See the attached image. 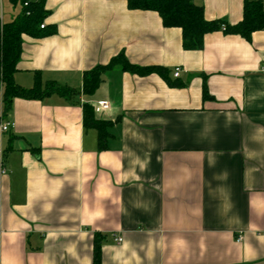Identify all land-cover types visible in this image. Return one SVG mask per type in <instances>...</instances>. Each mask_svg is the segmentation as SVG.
<instances>
[{
  "label": "crops",
  "instance_id": "obj_1",
  "mask_svg": "<svg viewBox=\"0 0 264 264\" xmlns=\"http://www.w3.org/2000/svg\"><path fill=\"white\" fill-rule=\"evenodd\" d=\"M192 1L206 20L242 18L243 0ZM44 7L54 32L22 35L14 80L75 93L4 113L0 78V264H94L96 237L100 264H264V29L185 50L180 28L126 0ZM19 12L0 0L2 23ZM121 52L166 77L113 67L84 94L83 72ZM84 104L111 122L106 149Z\"/></svg>",
  "mask_w": 264,
  "mask_h": 264
},
{
  "label": "trees",
  "instance_id": "obj_2",
  "mask_svg": "<svg viewBox=\"0 0 264 264\" xmlns=\"http://www.w3.org/2000/svg\"><path fill=\"white\" fill-rule=\"evenodd\" d=\"M19 3L20 12L7 23L0 21V78L3 85L2 101L3 112L7 113L15 98L40 99L51 94L70 97L73 89L58 85L54 82L42 83L39 75L35 74L32 87L24 88L14 80L16 64L21 53L22 35L41 37L54 32V28L44 25L40 28L47 16L44 0H11ZM131 9L152 10L159 14L165 27H178L181 30L182 47L185 50H200L203 47L204 36L207 33L222 30L227 34H236L250 40L253 32L264 29V7L262 0H243L242 18L229 25L224 20H206L203 8L192 0H126ZM223 25V28H222ZM119 67L123 71L138 75L157 73L166 77L168 70L160 66H137L131 64L121 52L103 66H96L82 74V92L91 95L100 85L106 70ZM203 98H209L205 82L202 87ZM83 119L86 127H93L98 132V148L106 149V140L109 132L107 127L110 121L94 118L92 108L83 105ZM100 242L94 239L93 263L100 264Z\"/></svg>",
  "mask_w": 264,
  "mask_h": 264
},
{
  "label": "built area",
  "instance_id": "obj_3",
  "mask_svg": "<svg viewBox=\"0 0 264 264\" xmlns=\"http://www.w3.org/2000/svg\"><path fill=\"white\" fill-rule=\"evenodd\" d=\"M44 27V24H41L40 25V28H43ZM222 28H223V25H222ZM179 72H180V68L179 67H175L174 68V71H173V76L174 77H177L178 75H179ZM99 105L100 106H105L106 105V102L105 101H101V102H99ZM10 126H12V124H3L2 126H1V129H2V131H7L8 130V128L10 127ZM239 240H240V237L238 238ZM115 241L116 242H120L121 241V238L120 237H117V238H115Z\"/></svg>",
  "mask_w": 264,
  "mask_h": 264
}]
</instances>
